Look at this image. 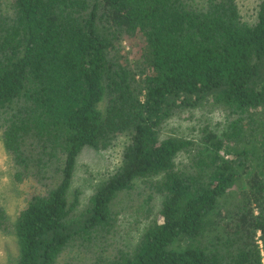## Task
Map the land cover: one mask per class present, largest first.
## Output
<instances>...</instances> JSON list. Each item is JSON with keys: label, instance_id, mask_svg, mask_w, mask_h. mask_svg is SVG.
Listing matches in <instances>:
<instances>
[{"label": "trees", "instance_id": "obj_1", "mask_svg": "<svg viewBox=\"0 0 264 264\" xmlns=\"http://www.w3.org/2000/svg\"><path fill=\"white\" fill-rule=\"evenodd\" d=\"M251 3L0 0V138L31 189L15 218L0 199L8 264H264V0ZM187 108L207 119L186 133L171 119ZM87 146L105 166L76 185Z\"/></svg>", "mask_w": 264, "mask_h": 264}, {"label": "rangeland", "instance_id": "obj_2", "mask_svg": "<svg viewBox=\"0 0 264 264\" xmlns=\"http://www.w3.org/2000/svg\"><path fill=\"white\" fill-rule=\"evenodd\" d=\"M245 3V0H243ZM252 7L251 0H246L245 11L250 12ZM133 40H128L125 45L128 50L131 49ZM171 119L172 127H182L187 133L188 127L196 125L197 123L205 121V110L198 109H184L175 113ZM182 125V126H180ZM167 131V129H166ZM105 166V156L102 152L95 150L92 147H85L77 159V172L75 177V184L89 183L92 177H98ZM12 172L9 155L0 138V199L11 218H15L20 208L25 205L27 198L31 191L29 182H15L12 178ZM89 181V182H88ZM92 188L88 186L84 190L85 203L89 192ZM18 255V245L16 237L12 234L0 232V264H8L15 260Z\"/></svg>", "mask_w": 264, "mask_h": 264}]
</instances>
